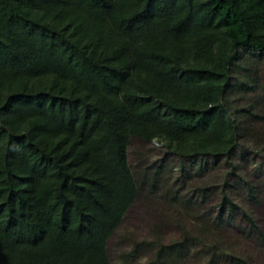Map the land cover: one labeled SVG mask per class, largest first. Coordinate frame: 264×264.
Listing matches in <instances>:
<instances>
[{
    "label": "trees",
    "instance_id": "1",
    "mask_svg": "<svg viewBox=\"0 0 264 264\" xmlns=\"http://www.w3.org/2000/svg\"><path fill=\"white\" fill-rule=\"evenodd\" d=\"M259 61L264 0H0V264H113L108 242L155 195L215 259L221 210L199 220L171 163L133 171L129 147L158 144L181 173L220 159L235 171L242 143L264 152ZM196 191L207 205L210 187ZM182 256L158 247L152 263Z\"/></svg>",
    "mask_w": 264,
    "mask_h": 264
},
{
    "label": "rangeland",
    "instance_id": "2",
    "mask_svg": "<svg viewBox=\"0 0 264 264\" xmlns=\"http://www.w3.org/2000/svg\"><path fill=\"white\" fill-rule=\"evenodd\" d=\"M245 56L256 59L251 55ZM258 63L260 64L257 72L262 84L264 63ZM234 154L237 159L235 171L224 159H220L201 160V168L197 169L198 165H189L187 173H181L177 168V158L167 157L160 145H148L133 139L128 152L132 170L136 171L138 166L143 165L147 156L151 157L147 162L150 165L169 161L173 166V178L168 185L172 190L182 188L181 192H178L179 203H187V210L197 213V218L206 222L215 221L218 210H221L220 219L216 221L223 234L224 243L214 259L207 249V246H212L213 243L207 242L203 246L196 240L200 237L195 229L196 225L181 218L183 209H180V212L176 208L166 207L157 201L155 195L150 203L139 199L126 213L116 234L108 242L109 260L113 264H153L158 247L174 249L179 246L183 254L181 264H205L211 258L214 264H241L236 259H241L246 264H264V152L251 142H246L238 146ZM227 175L230 176V184L226 190L229 191L231 201L224 207H218L223 201L220 185ZM239 177L244 178L242 183ZM244 182L255 184L261 189V201L254 202ZM203 187H210L209 199L207 205L198 207L201 195L196 193V190ZM247 218L255 221L263 237L251 229ZM134 249L137 253L131 257Z\"/></svg>",
    "mask_w": 264,
    "mask_h": 264
}]
</instances>
